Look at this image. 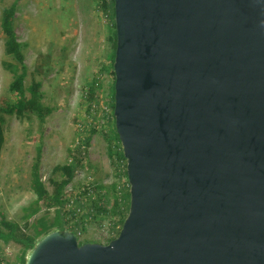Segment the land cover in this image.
I'll return each instance as SVG.
<instances>
[{
    "label": "water",
    "instance_id": "obj_1",
    "mask_svg": "<svg viewBox=\"0 0 264 264\" xmlns=\"http://www.w3.org/2000/svg\"><path fill=\"white\" fill-rule=\"evenodd\" d=\"M129 208L106 244L25 264H264V0H113Z\"/></svg>",
    "mask_w": 264,
    "mask_h": 264
},
{
    "label": "rangeland",
    "instance_id": "obj_2",
    "mask_svg": "<svg viewBox=\"0 0 264 264\" xmlns=\"http://www.w3.org/2000/svg\"><path fill=\"white\" fill-rule=\"evenodd\" d=\"M13 1L0 0V13ZM94 5L92 0H17L13 26L17 40L23 45L27 67L24 85L27 87L31 81H39L43 103L53 108L45 120L43 133L42 182L50 192L47 180L51 168L66 161L77 131L92 123L96 132L86 149L84 167L76 172L70 185L76 191L83 185H103L109 208V200L113 196L109 187L122 182L124 176L113 151L117 145L113 133L114 120L109 118L110 110L106 103L110 75L107 70L100 72L108 52L107 21L102 12L94 9ZM3 43L4 35L0 30L2 107L11 104L16 97L8 89L12 75L2 65L13 61L5 55ZM95 77L99 78L102 87L98 91L97 104H90L82 96ZM89 104L90 113L87 109ZM0 116L3 118L4 135L0 151V212L7 220L22 226L24 208L36 198L29 181L30 165L38 143V119L34 116ZM42 214L52 217L54 209L42 208L36 216ZM97 222L87 227L81 239L77 238L78 243L86 240L106 243L97 236ZM0 250L3 259H12L19 246L13 242H0Z\"/></svg>",
    "mask_w": 264,
    "mask_h": 264
},
{
    "label": "trees",
    "instance_id": "obj_3",
    "mask_svg": "<svg viewBox=\"0 0 264 264\" xmlns=\"http://www.w3.org/2000/svg\"><path fill=\"white\" fill-rule=\"evenodd\" d=\"M16 1L14 0L8 7H4L0 13V30L4 35V53L12 58V63L3 62V67L12 75L8 89L10 92L15 93L16 97L11 104L0 106V114L8 116H15L16 118H26L34 116L38 119L37 127V145L35 147V155L30 165V181L29 186L35 199L24 208L22 216V226L15 221L7 220L0 212V242L6 244L13 242L19 246L18 252L12 259H3L0 250V264H25L26 257L29 251L33 248L36 242L46 235L47 233L59 229L70 230L75 233L73 229L67 227V223L73 214L74 208L64 211L66 199L64 198V190L74 178L76 172L84 167V158L86 149L89 146L92 135L96 132L95 126L90 123L86 127L77 131L76 140L71 148L68 149V156L63 164L54 165L50 170V176L47 180L48 185L51 187L49 192L40 176V164L42 158V142L43 133L45 129V120L52 113L53 108L45 105L42 101L43 95L41 91V83L39 81H31L27 87L24 82L27 76V67L24 63V55L22 52V43L17 40L14 31L13 21L16 10ZM95 2L94 9L102 12L107 21V42L108 52L106 60L101 65L100 72L107 70L110 75V82L108 85L107 94V107L110 110V120L113 119V94H114V73L112 64L114 59V51L116 45V35L114 28V10L113 0H92ZM102 83L99 78L95 77L90 82L83 94V100L90 104L98 102V91L101 89ZM27 93L28 96L25 94ZM88 105V113L90 110ZM94 119V117H92ZM114 123V122H113ZM3 118L0 116V151L4 143L3 135ZM114 137L117 145L113 147L116 158L119 162L118 165L122 168V175L124 179L122 182L111 184L109 187L112 191V198L109 208L105 202L104 186L83 185L79 188V196L86 195L89 191L94 195V199L88 198V204L93 207L98 215L106 219L110 223L111 231L114 235L109 239H104L106 243L114 239L122 226V223L127 216L129 208V185L125 170L126 160L122 154L121 144L115 127H113ZM76 203L80 202L78 197L74 199ZM99 202L101 204H99ZM79 206V204H78ZM54 209V215L49 217L46 214L36 216L42 209ZM86 242L100 241H82L79 244ZM105 243V244H106Z\"/></svg>",
    "mask_w": 264,
    "mask_h": 264
},
{
    "label": "built area",
    "instance_id": "obj_4",
    "mask_svg": "<svg viewBox=\"0 0 264 264\" xmlns=\"http://www.w3.org/2000/svg\"><path fill=\"white\" fill-rule=\"evenodd\" d=\"M87 189L88 193L86 195L79 196L80 190H74L70 184L65 187L64 198L67 202H65L63 210L68 211L74 208L73 214L67 223V227L74 230L76 238L81 239L87 227L97 220L99 226L97 229V236L102 239H109L114 235L111 231L110 223L99 216L98 212L88 204V198L94 199V195L89 191V187H87ZM75 197H78L79 203H76L74 200ZM99 204L101 203L99 202Z\"/></svg>",
    "mask_w": 264,
    "mask_h": 264
}]
</instances>
